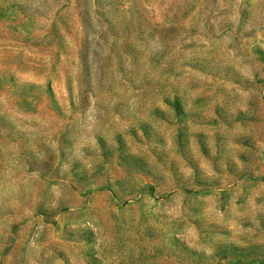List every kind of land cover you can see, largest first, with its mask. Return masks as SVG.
<instances>
[{
  "label": "rangeland",
  "instance_id": "374dc122",
  "mask_svg": "<svg viewBox=\"0 0 264 264\" xmlns=\"http://www.w3.org/2000/svg\"><path fill=\"white\" fill-rule=\"evenodd\" d=\"M0 264H264V0H0Z\"/></svg>",
  "mask_w": 264,
  "mask_h": 264
}]
</instances>
